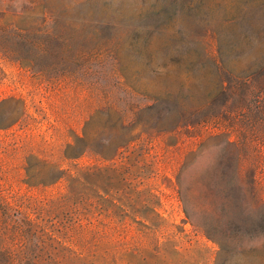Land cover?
<instances>
[{
	"label": "rangeland",
	"instance_id": "rangeland-1",
	"mask_svg": "<svg viewBox=\"0 0 264 264\" xmlns=\"http://www.w3.org/2000/svg\"><path fill=\"white\" fill-rule=\"evenodd\" d=\"M1 4L40 45L0 51V211L52 237L0 255L264 264V0Z\"/></svg>",
	"mask_w": 264,
	"mask_h": 264
},
{
	"label": "trees",
	"instance_id": "trees-1",
	"mask_svg": "<svg viewBox=\"0 0 264 264\" xmlns=\"http://www.w3.org/2000/svg\"><path fill=\"white\" fill-rule=\"evenodd\" d=\"M24 15L21 11H17L11 7V4L4 6L0 5V36L4 39V44L0 42V51H2L3 56H12L16 60H19L24 66L33 65V56L28 52V46L32 44L40 45V42L36 39H31L29 32L25 30H30L26 28L23 24ZM26 46V50H25ZM80 149V148H79ZM86 148H81V152L78 154H73V156L81 155ZM78 171H82L80 168ZM79 176V175H75ZM19 211L14 210L10 201L7 202L6 208L0 211V238L5 236L11 239H15L19 235L31 234L36 235L39 233L47 235L49 238L52 237V229L48 230L47 225H40L35 218L27 215L26 217H21ZM234 228H238V232H243V227L241 224H234ZM209 235V234H208ZM7 253L0 255V264H56L60 263L58 260H53V258H22L18 256H13L8 253L9 247L6 248ZM78 261H84L86 258H77ZM98 260H92L91 263H96ZM248 264V263H247ZM253 264V263H250Z\"/></svg>",
	"mask_w": 264,
	"mask_h": 264
}]
</instances>
